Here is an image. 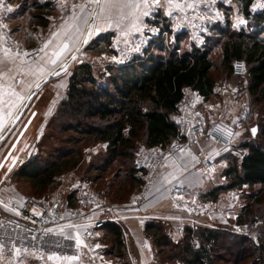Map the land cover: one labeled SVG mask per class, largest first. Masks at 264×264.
Instances as JSON below:
<instances>
[{
	"label": "crops",
	"instance_id": "1",
	"mask_svg": "<svg viewBox=\"0 0 264 264\" xmlns=\"http://www.w3.org/2000/svg\"><path fill=\"white\" fill-rule=\"evenodd\" d=\"M47 1L50 2L51 8L54 7L52 10L54 13L49 17L48 26L40 32L42 35L41 49H44L40 57H48L51 63L52 54L59 52L58 60L61 61L70 49H78L86 34L90 13L95 4L91 0H43V2ZM253 3L254 9L264 8V0H254ZM103 4L104 0H100L97 13ZM229 6L228 0H173L171 4L168 0H159V3L157 0H149L148 16H142L140 12L135 13L140 16L139 32L131 27L134 19L132 15L124 19L117 27L116 21L119 20V15L115 10L111 20L97 14L91 31L95 30L98 35L112 32L111 47L113 49H132L133 38L146 36L144 32H154V36L156 35L154 41L157 43L166 40L168 33L165 30L161 31L160 28L163 23L167 25L170 23L171 35L185 30L188 38L201 37L202 34L208 33L213 23L221 20L222 8ZM7 7H11L13 11L7 12L5 10ZM143 8L142 5L141 11ZM21 11L20 3L8 0H4V6L0 7V61H5L0 64V88L2 89H5V79L9 82L12 80L14 71L20 70L23 76L32 78H37L38 75L37 72L30 73V71L37 70L36 61L29 60L22 52L23 50L12 49L6 44V39H10V35L14 38L19 36L18 39L21 40V33L25 29L28 30V36H31L34 41L38 40L37 32L26 27V17ZM124 11L128 13L131 10L125 9ZM155 15L159 16L157 18L159 21ZM147 37L151 38L149 35ZM65 44L68 45L67 49H64ZM148 52L152 51L148 50ZM51 65L43 67L46 70L52 69ZM25 70L28 72L26 75ZM214 92H216L215 88ZM187 94L192 95L195 102L192 106L193 111L200 117L203 124L220 118L228 119L236 113L239 107L237 101L228 104L221 100L215 103L204 101L203 96L191 89H186L183 98L189 96ZM181 101L178 103L177 113L172 116L178 128L182 127L180 125ZM19 106L20 104L16 108L19 109L18 113ZM14 112L13 114L18 115L16 110ZM12 116L14 115H11L1 104L0 136L3 133L8 134L14 125H11L14 119L8 122ZM192 119V109H185V120L192 122ZM238 131L235 132L231 148L222 149L220 154L214 156L215 168L212 171H208L202 163H194L195 154L201 148H212V141L207 137L201 141L200 147L185 148L168 157L150 183L148 176L144 177L135 170V181L142 178L147 180L143 183L140 180L142 184L140 183L139 188L145 183L142 186L145 190L144 200L140 204H135L133 201L135 193L129 191L130 187L124 198L121 192L113 198V191L108 192L102 185L103 178L100 174L92 178L85 176L79 179L76 184H71L69 189V192L74 193L73 198L75 199L72 198L70 206H62L59 221L50 225L43 237L38 239H34L30 234L31 226L26 219L11 211L5 202L7 200L21 202L26 197L22 193L5 189L6 179L1 177L0 264H21V262L22 264H157L153 241L144 231L147 222L165 224L168 227L167 234L170 239L179 243L183 228L187 225L192 228L206 226L204 224L211 226L209 219L215 215H218L221 222L226 221L229 215L233 217L238 215V202L233 203L228 199L232 197L233 189L220 192L216 198L210 195L214 186L227 182L225 176L221 175L227 164H230L234 157L239 155L241 157L242 152H246L244 148L243 150L240 148L243 141L238 136ZM98 144L100 148L106 150L107 143ZM172 187L174 191L171 195ZM66 190H61V192ZM49 196L50 200L56 202L57 200L62 201L64 197L59 192L51 193ZM59 197L61 198L56 199ZM178 199L187 205H178ZM106 221L113 222L121 228L123 249L127 251L128 256L126 254L125 257H120L116 248L115 253L110 249H106L105 253V248L112 246L115 237L103 225ZM49 229L51 231H48ZM30 244L32 247H29ZM16 249L21 250L19 255ZM49 256L53 258L49 259ZM65 257H75V259H65Z\"/></svg>",
	"mask_w": 264,
	"mask_h": 264
},
{
	"label": "rangeland",
	"instance_id": "2",
	"mask_svg": "<svg viewBox=\"0 0 264 264\" xmlns=\"http://www.w3.org/2000/svg\"><path fill=\"white\" fill-rule=\"evenodd\" d=\"M8 1L18 2L21 4V13L26 17L25 25L27 24L26 27L28 29L32 28L35 32H37L38 40L34 41L31 36H28V30L25 29L21 33V40L18 39L19 36L14 38L10 35V39H6V44L12 49H18L21 51L23 50L22 52H24L25 55L27 54L26 56L29 58V60L36 61L35 63L37 65V70L30 71V73L33 74L34 72H37L38 75L37 78H32L31 76H23L20 70L14 71L13 78L10 80V82L6 79L4 80L5 89H2V87L0 88V105L3 104L4 108L11 115H14L12 116L13 118L11 117L8 121L11 122L12 119H14L11 124L14 125L10 131L8 134L3 133L0 136V178L5 177L6 179L4 181L5 189L14 190L16 192L22 193L25 197H29L37 201L43 200L51 206L54 205L56 201L50 200L49 195H51V193L59 192L61 196H64L62 199L69 200L70 206L72 198L74 197V193L69 192L70 185L76 184L79 179H82L85 176L92 178L100 174V176L103 178L102 185L104 188H106V190H108V192L113 191V198L116 197L120 192L122 198H124L127 194V190H129L128 187H130L129 191L135 193L133 197L135 204L142 203L144 200L145 191L142 186L145 183L141 185L140 188H134L135 183L132 181L130 173H132V166L135 164L134 161L137 151L142 147L147 146L142 143V140L138 141L136 143L135 149L131 153V156L125 159L120 158L116 160L105 172H102L99 166L103 165V162L101 161H103L106 150L104 151V149L100 148L99 144L95 143L91 139L92 137H86V139L79 140V138L84 136L82 133L75 130V125L77 123L76 118L72 117L67 111L61 112L62 109L60 108V102L67 95L69 78L77 65L81 63L90 64L93 69V74L98 79V81L105 82L110 79L112 75L117 74V65L128 64L134 58L144 57L146 50L157 52L159 46L158 44L154 45L153 42L156 35L154 36V32H144V35L146 36H137L133 38L131 46L132 49H113L111 47L113 35L112 32L98 35L95 33V30L91 31L97 15V12L94 14V10L98 4L94 3V9L90 13L91 16L89 18L86 34L78 46V49H70L67 56L64 57L65 59L63 58L61 61L58 60L60 55L56 56L52 54V58L50 56L49 59L51 58L52 61H56V63L53 64L52 62L50 63L48 57H40L41 54H43V51H41L42 43L40 42V38L42 35L40 32L44 31L48 26L50 22L49 17L54 13L52 12L54 7H49L48 9L39 7V4L44 3L43 0ZM228 1L230 6L227 8H222L221 20L213 23L209 27L208 33L202 34L201 37L196 36L194 38H188V33L185 32V30L171 35L172 30L170 23L167 29L166 24H163L162 27L159 25L161 31L165 30L168 33V38L166 40H161L159 45L169 52L175 49H180V51H178L181 52L183 50L187 51L195 47H204L207 43L210 44V57L213 61L212 75L215 78L214 88L216 92H214V94L208 100L204 99V101L215 103L221 100L226 101V104L237 101L239 107L236 113L228 119L220 118L218 120L226 121L232 124L235 128V132L239 130L238 136H240V139H242L243 143H254L258 145L261 143V141L259 138H256V136L258 134L259 127H261L264 122V100L251 96L248 93V80L247 78L245 79L244 77H240V74L236 72V61L234 62L233 66L234 72L230 75H227V72L221 65L223 49L222 43L226 38V34H219L218 36L214 34V29L217 25L220 26V28L227 25L228 31H238L242 28L245 30L251 29L249 27V19L247 20L242 12L241 1ZM251 9L252 11L260 10L254 9L253 5ZM261 10H264V8ZM45 21L46 24L44 23ZM147 35L151 36V38L147 37ZM159 38L161 37L159 36ZM84 39L85 42L83 43ZM65 62L67 63L66 66H64ZM49 64H52L51 66L53 68L46 70V68L43 66ZM39 68H42L43 72H40L38 70ZM26 70L24 71L25 75L28 73ZM52 73L55 74L50 77V74ZM56 73H58V75ZM10 91L11 93L9 94ZM187 95L191 96L189 99H191L194 106L195 102L192 98V95ZM19 104L21 106H19L20 112L18 115H15L13 113H15V110L18 113L19 109L16 108ZM230 120L232 122H230ZM88 123H92V120H88ZM254 126L257 127V133L255 137H253L251 132V128ZM65 127H68V129H65ZM211 144L213 146V142H211ZM240 148L243 150L242 147ZM63 151H69V153L73 154V158H71L69 161L70 167L65 170L62 175L55 177L52 183L48 185L44 191H39L36 188H32L31 182L28 179L18 176V169L28 159H33L39 165H46L47 163L58 158V156L62 155L61 153H63ZM240 159V155L234 157L230 164L240 166ZM74 160H79L76 166H72ZM230 164H227V166L222 170V176L224 170ZM140 173L143 174L144 177H149V183L154 178V175L157 174H148L145 171H141ZM143 180L145 182L147 181L146 178ZM221 184L225 183L223 182ZM118 187L119 189H117ZM260 187V185L243 187V189L239 191H236L238 189H233L234 193L232 197L228 199H230V201L233 203L238 202L237 214L242 212L241 210L248 202L255 204L256 197L259 198L258 191ZM61 190L66 191L61 192ZM223 191L216 190V196L218 197L219 193ZM60 198L61 197L56 199ZM5 202L9 207L11 201L7 200ZM177 202L180 206L187 205L185 202L183 203V201H180L179 199ZM259 216V214H255L252 218V221L248 220L247 222L237 223L236 221L238 215L235 217L229 215L227 216V220L224 222H221L218 219V215H215L209 219L211 226L208 224H204L206 226L201 225L196 228H192L188 225L185 226L182 231L181 239H184V236L186 237L187 235L189 243H193L190 247L196 249L200 245L196 238L198 237L197 231L205 228L213 229V231H215V233L219 234L220 236L219 245L221 247L219 249L217 248L215 251L212 246L207 245L210 258L213 259V261L211 260L210 263L206 261L204 264H235L233 262L234 258L231 256V251L233 248L227 246L234 245L237 242V235L246 236V239L256 244V248H260L255 249L252 252H247V255H255L254 258L257 260L256 262L260 263L262 262L259 259L261 256L259 257L257 254L258 250H262V241L264 243V218H259ZM163 225L164 231L167 233L169 231L168 227L165 224ZM186 228H192L194 230H189L188 232L187 230L185 231ZM176 243L177 242L173 240V244L178 245L173 250V253L175 254L174 257L176 259L172 258V251L169 252L170 250H163V252L158 253L156 245L153 246L157 264H199V262L190 256L189 253L180 251L181 248H183L181 243ZM107 245H109L108 241ZM111 248L112 246H107V248H105V253L107 252L106 249ZM113 252H116L115 246ZM117 252L118 254L120 253V257H125L127 254V251H124L125 254L121 255L122 251L119 249ZM253 260L254 259H252V257L247 256L246 260L241 264H253Z\"/></svg>",
	"mask_w": 264,
	"mask_h": 264
},
{
	"label": "trees",
	"instance_id": "3",
	"mask_svg": "<svg viewBox=\"0 0 264 264\" xmlns=\"http://www.w3.org/2000/svg\"><path fill=\"white\" fill-rule=\"evenodd\" d=\"M240 1L242 12L245 18L249 19L251 29L228 31L227 25L215 27L214 34L217 36L226 34L222 43L221 65L227 75H230L234 72V62L244 61L245 74L239 76L247 78V90L251 96L264 100V10L252 11L254 0ZM38 6L44 9L51 8L48 1ZM155 16L156 19L159 18L158 15ZM44 23L46 24V21ZM163 24H166V29L169 27L167 23ZM159 42L154 41L159 46L157 52L149 53L146 50L144 57L134 58L128 64L117 65V74L105 82L98 81L93 74L92 66L88 63L77 65L69 78L67 95L60 102L61 112L67 111L76 118L75 130L84 136L79 140L92 137L95 143H107L101 161L103 165L99 166L102 172L116 160L131 156L136 143L140 140L146 146H165L170 143L179 132L172 116L177 113L178 103L185 95L186 89L196 91L205 100L214 94L215 78L212 75L210 44L187 51L179 52L175 49L169 52L160 47ZM88 120H92V123H88ZM256 138L261 141L258 145L254 143L240 145L246 151L241 156L240 166L230 164L223 172L227 182L214 186L210 193L214 198L216 190L261 186L258 191L259 198L256 197L255 204L248 202L244 205L242 212L238 214L237 223L252 221L255 214H259V218H264V122L259 127ZM61 154L46 165H39L33 159H28L18 169L17 174L28 179L32 188L44 191L55 177L62 175L70 167L69 161L73 154L69 151H63ZM78 161L74 160L72 166H76ZM134 170L138 172L135 164L132 166L130 176L135 183L134 188H139L140 180L142 183L144 180L135 181ZM103 225L115 236L110 251L113 252L115 246L117 250L122 251L121 255H124L121 228L110 221ZM186 230L189 232L194 229ZM144 231L153 240L158 253L163 250H170L169 252L173 253L178 246L173 244L160 223L147 222ZM197 234L196 238L200 243L198 248L190 247L193 243H189L185 234L186 237L179 242L183 246L180 251L189 253L199 264L206 261L210 263L213 259L210 258L207 245L212 246L215 251L219 249L220 236L208 228L200 229ZM237 237L234 245L227 246L233 248L231 251L233 262L241 264L250 256L254 259L253 264H264L263 241L262 250H258L257 254L261 256L259 259L262 262L258 263L255 255H247V252L260 248H256V244L246 239V236ZM174 256L173 253L172 258H175Z\"/></svg>",
	"mask_w": 264,
	"mask_h": 264
},
{
	"label": "built area",
	"instance_id": "4",
	"mask_svg": "<svg viewBox=\"0 0 264 264\" xmlns=\"http://www.w3.org/2000/svg\"><path fill=\"white\" fill-rule=\"evenodd\" d=\"M235 68L240 75L245 74L244 61H236ZM189 97L191 96H186L181 101L180 125L182 127L178 128L179 132L174 140L165 146H147L137 151L134 163L139 172L145 171L148 174H156L168 157L185 148L200 147L201 141L206 137L212 140L213 146L211 149L201 148L195 154L194 163H202L208 171H212L215 168L214 156L220 154L222 149L231 148L235 136L234 126L222 120L203 124L200 117L193 111V102ZM185 109H192V122L185 120ZM242 155H244L243 152ZM171 191L172 195L174 187ZM62 206H69V200L63 199L51 206L43 200L37 201L26 197L21 202L11 201L9 204L11 211L24 217L30 224V234L34 239L43 237L46 229L59 221L62 215ZM29 247H32V244Z\"/></svg>",
	"mask_w": 264,
	"mask_h": 264
},
{
	"label": "snow or ice",
	"instance_id": "5",
	"mask_svg": "<svg viewBox=\"0 0 264 264\" xmlns=\"http://www.w3.org/2000/svg\"><path fill=\"white\" fill-rule=\"evenodd\" d=\"M91 2L97 3L98 5L100 4V0H91ZM173 0H168V3L171 4ZM157 3H159V0H157ZM142 5L144 6L143 10L141 11ZM4 6V0H0V7ZM147 6H149V0H104L103 7L100 8L99 12L97 13L100 16L105 17L107 20H111L114 14V10L116 13L119 15V20L116 21L117 27L120 26V23L126 19L129 15H132L134 17L131 27L135 28L136 31H140V28L138 26V22L140 20V16L135 15L136 12H140V15L142 16H148L149 12L147 11ZM179 7V5H176ZM191 5H189L190 7ZM75 7V6H74ZM125 9H130L131 11L126 13L124 10ZM7 12L13 11L11 7H7L5 9ZM171 14V13H169ZM55 35V33L53 34ZM47 47V45H45ZM68 45H64V49H67ZM43 51V49H41ZM63 51V49H62ZM27 55V54H26ZM54 55L59 56L60 53H55ZM53 64L56 63L55 60L51 61ZM5 63V61H0V64ZM40 72H43L42 68L38 69ZM58 75V73H56ZM38 87V85H37ZM252 132L255 134L256 129H252ZM48 231H51L49 229ZM99 247V245H97ZM20 249H16L17 255L20 254ZM49 259H52V256L48 257ZM65 259H75V257H65ZM22 264V262H21Z\"/></svg>",
	"mask_w": 264,
	"mask_h": 264
},
{
	"label": "water",
	"instance_id": "6",
	"mask_svg": "<svg viewBox=\"0 0 264 264\" xmlns=\"http://www.w3.org/2000/svg\"><path fill=\"white\" fill-rule=\"evenodd\" d=\"M97 6H98V5H96V7H95L94 14H95L96 11H97ZM84 42H85V39H84L83 43H84ZM66 64H67V63L65 62V63H64V66H66ZM54 74H55V73L50 74V77L53 76ZM19 112H20V111H19ZM18 114H19V113H18ZM252 129H256L255 134L252 132ZM251 132H252L253 137H255V135H256V133H257V127H256V126L252 127V128H251Z\"/></svg>",
	"mask_w": 264,
	"mask_h": 264
}]
</instances>
